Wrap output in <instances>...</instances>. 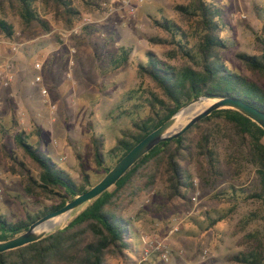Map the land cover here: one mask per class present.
Returning a JSON list of instances; mask_svg holds the SVG:
<instances>
[{
  "label": "rangeland",
  "instance_id": "1",
  "mask_svg": "<svg viewBox=\"0 0 264 264\" xmlns=\"http://www.w3.org/2000/svg\"><path fill=\"white\" fill-rule=\"evenodd\" d=\"M71 1L81 13L74 26L84 17L92 20L79 35L62 37L61 33L70 29L43 6L42 0H38L37 7L48 29L38 23L26 26L16 10H8L16 31L14 40L7 39L0 30V212L10 220L26 219L29 212L53 205L52 201L29 197L21 180L8 171L10 160L5 149L18 151L17 131L30 133L31 142L38 144L35 130L40 128L42 150L79 184L80 155L95 185L105 176V170L95 162L92 137L103 135L106 166L114 167L116 161L110 150L119 139H130L129 132H137L136 124L150 112L148 100L162 97L160 89L138 73V65L147 63L149 52L163 63L179 67L184 64L174 46L152 41L168 38L154 20L176 21L192 39L195 36V22L182 21L176 11L177 5H187L189 0ZM219 1L226 9L223 37L230 46L224 53L225 63L257 79L236 55L259 54L263 49L264 0ZM129 9H135V16L129 14ZM37 64L41 65L39 71L35 70ZM37 75L42 77L41 83L35 82ZM11 76L13 81L6 85ZM211 103L195 106L194 112H202ZM187 113L180 122L182 126L192 116L191 111ZM13 114L20 123L15 131L10 130ZM89 122H93V128ZM236 146L228 132L218 130L214 147L223 163V175L213 185L205 183L206 165L196 158L190 164L194 188L186 200L168 202L160 183L151 195L138 198L128 214L133 217V241L139 255L130 253L125 261L109 259L108 264H238L232 259L246 251L244 236L259 231L264 238V223L253 222L245 230L240 226L242 219L257 208L245 199L257 182L254 170L237 161ZM231 184L237 189L235 197ZM234 205L230 215L209 227ZM80 211L55 229L66 226ZM174 225L179 231L169 236ZM145 241L164 243L172 252L170 261L164 263L159 251L144 260Z\"/></svg>",
  "mask_w": 264,
  "mask_h": 264
},
{
  "label": "trees",
  "instance_id": "2",
  "mask_svg": "<svg viewBox=\"0 0 264 264\" xmlns=\"http://www.w3.org/2000/svg\"><path fill=\"white\" fill-rule=\"evenodd\" d=\"M37 4L38 0H0V30L7 39L12 41L16 35L15 27L7 15L8 10H16L26 26L38 23L49 28ZM42 4L51 9L55 18L62 20L69 29L74 27L81 15L71 0H42ZM176 11L182 21L195 22L194 38L176 21L163 18L155 19L154 23L167 32L168 38H155L152 41L174 46L184 64L179 67L163 63L149 52L147 63L138 65V73L149 78L160 89L162 97L148 100L150 112L141 123L136 124L137 132H129L130 139H119L110 150V156L116 163L139 141L198 97H231L264 112V45L259 54L236 55L246 69L258 77L252 79L232 70L225 63L224 53L230 46L223 37L226 9L219 0H189L187 5H177ZM262 33L261 40L264 42V27ZM89 124L93 128V122ZM19 127L18 117L13 114L10 130L15 131ZM177 127L183 126L179 122ZM219 129L228 132L229 137L237 143V161L250 166L256 175L257 184L244 197L256 204L257 208L242 219L240 226L245 230L253 222L264 223V129L239 111L220 109L178 139L154 147L112 188L82 210L73 212L71 218L81 210L64 228L35 243L0 253V264H108L109 259L125 261L130 253L138 256L133 241V217L128 211L142 195L155 192L158 183L163 185V195L168 202L186 200L187 193L194 188L190 164L196 158L206 165L208 176L204 175V182L215 184L223 175V163L214 147ZM35 132L41 141L43 131L38 128ZM4 133L8 131L4 130ZM30 138V133L25 130L17 131L15 140L18 151L5 149V155L10 160L8 171L21 180L29 197L49 200L53 205L44 206L35 213L29 212L28 218L20 220H10L0 212V242L25 232L33 222L63 207L94 185L80 155L77 157L80 161L81 184L42 150L40 141L35 144ZM92 142L95 162L105 170L106 175L113 167L106 166L105 139L103 135H94ZM230 188L235 197V185L231 184ZM235 208L236 205L221 218L211 221L209 227L226 218ZM262 236L259 231L248 232L244 236V243L248 244L246 251L234 256L232 261L238 264H264Z\"/></svg>",
  "mask_w": 264,
  "mask_h": 264
},
{
  "label": "water",
  "instance_id": "3",
  "mask_svg": "<svg viewBox=\"0 0 264 264\" xmlns=\"http://www.w3.org/2000/svg\"><path fill=\"white\" fill-rule=\"evenodd\" d=\"M210 100L212 104L202 112L192 117L189 122L180 129H176V125L183 116L193 106ZM220 109H234L239 111L262 129H264V112L249 104L226 96H201L190 103L180 108L174 115L166 120L161 126L149 133L141 141H139L124 157H122L114 167L107 172V174L95 185L87 191L77 195L72 200L68 201L63 207L49 213L40 219L33 222L30 227L23 233L0 242V253H5L15 250L29 244L40 241L55 231L64 228L65 226L57 227L54 230L43 229L45 223L50 220L61 216L63 214H70L81 209L101 196L105 191L112 188L119 179H121L132 166H134L144 155L149 153L154 147L162 142H170L181 137L190 128L199 123L204 118L211 115L214 111Z\"/></svg>",
  "mask_w": 264,
  "mask_h": 264
},
{
  "label": "built area",
  "instance_id": "4",
  "mask_svg": "<svg viewBox=\"0 0 264 264\" xmlns=\"http://www.w3.org/2000/svg\"><path fill=\"white\" fill-rule=\"evenodd\" d=\"M124 2L127 3V0H125ZM111 9H112V7H111ZM129 14L131 16H135V14H136L135 9H129ZM90 24H92V20L89 17H84V18H82L81 22L77 26H74L69 31L61 33V35H62V37L79 35L81 33L82 29L84 27H86L87 25H90ZM72 53H75V51H72ZM40 69H41L40 64L35 65L36 71H39ZM41 80H42V77L40 75H37L35 77L36 83H41ZM12 81H13V76L9 77L8 81L6 82V85L11 83ZM42 92H43V95L46 96V90L43 89ZM178 231H179L178 225H174L169 231V236H171L172 234H175ZM145 244H146V248L143 252V259L144 260H147L151 256V254L159 251L160 252V258L164 263H168L170 261L171 256H172V252L164 243H162V242L153 243V242L145 241ZM203 258H204V256H203Z\"/></svg>",
  "mask_w": 264,
  "mask_h": 264
},
{
  "label": "bare ground",
  "instance_id": "5",
  "mask_svg": "<svg viewBox=\"0 0 264 264\" xmlns=\"http://www.w3.org/2000/svg\"><path fill=\"white\" fill-rule=\"evenodd\" d=\"M209 102H212V101L207 100V101H204V102H202V103H199V104H197V105H195V106H198V105H201V104H204V103H209ZM211 104H212V103H211ZM211 104H210V105H211ZM210 105H209V106H210ZM195 106H193V107L189 110V111H191V115H192L191 118L194 117L195 115H197V113L194 112V110L196 109ZM209 106H208V107H209ZM206 108H207V107H206ZM206 108H205V109H206ZM205 109H204V110H205ZM189 111H188V112H189ZM193 112H194V113H193ZM186 115H188V113H184L183 116H181V118L179 119L178 123L181 122V121L185 118ZM191 118H190V119H191ZM178 123H177V124H178ZM176 126H177V125H176ZM184 126H185V125H184ZM72 213H73V212H72ZM72 213H70V214H63V215H61V216H58V217H56V218L50 220L49 222H47V223L44 224L43 229L54 230L55 227L58 226L61 222H63L66 218L71 217Z\"/></svg>",
  "mask_w": 264,
  "mask_h": 264
},
{
  "label": "crops",
  "instance_id": "6",
  "mask_svg": "<svg viewBox=\"0 0 264 264\" xmlns=\"http://www.w3.org/2000/svg\"><path fill=\"white\" fill-rule=\"evenodd\" d=\"M136 3H137V1H136Z\"/></svg>",
  "mask_w": 264,
  "mask_h": 264
}]
</instances>
